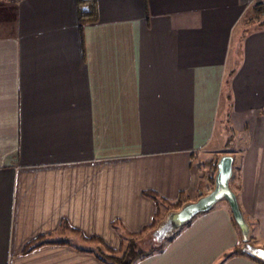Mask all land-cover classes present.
Segmentation results:
<instances>
[{"label":"crops","instance_id":"crops-1","mask_svg":"<svg viewBox=\"0 0 264 264\" xmlns=\"http://www.w3.org/2000/svg\"><path fill=\"white\" fill-rule=\"evenodd\" d=\"M95 2L97 21L80 30L76 0H0V264H104L84 237L118 248L112 222L121 232L147 227L156 204L145 191L170 202L207 192L213 180L201 181V163L192 170L205 155L207 167L233 156L231 188L264 246V27L240 29L264 0ZM235 66L238 164L228 143L208 148ZM227 207L197 215L137 264L219 262L242 246ZM40 235L50 243L24 253ZM221 264L257 263L236 255Z\"/></svg>","mask_w":264,"mask_h":264},{"label":"trees","instance_id":"trees-1","mask_svg":"<svg viewBox=\"0 0 264 264\" xmlns=\"http://www.w3.org/2000/svg\"><path fill=\"white\" fill-rule=\"evenodd\" d=\"M76 6H77V17H78V24L80 26V30L84 24L97 21L98 13H97V6H96L95 0H76ZM250 9H251L250 10L251 17H249L248 21H255L257 28H263L264 27V2L253 4ZM253 29H256V28H253ZM235 49H238V44L235 46ZM237 65H238V62L236 63V66ZM236 66L234 68L232 67L228 69L226 75L224 76V81L222 85L221 100L223 103L222 110H224L225 122L230 121V116L232 113L233 93L231 89V75L235 72ZM262 111L264 112V108L262 109ZM216 161L217 159H214L211 163L212 165L208 167L210 171L207 177L210 180H213ZM201 165L203 166L204 164H201ZM233 178L234 176H232L230 180V186L233 181ZM144 194L150 197L156 204V211L152 218V222L147 227L137 232H128L126 230L121 232L117 224L118 222H112L111 224L112 227L119 231V237H120L119 247L111 248L101 238L97 236H91L87 238L84 237L86 240L92 242L93 244L92 249H87L86 251H89L92 254H94V256L104 264H134L136 261L143 259L149 255H152L154 251H161L163 249L161 244L151 246L148 249H143L140 245L141 235L148 229L153 230L157 226V224L162 220V218L167 212H169L170 210L178 209L182 204L190 201V199L188 198L187 195L184 194V192H180L174 202H170L162 198L161 196H159L157 193L153 191H145ZM200 195L201 194H198V197ZM245 217L251 229L250 242L254 244L253 238L256 235L257 224L252 219L247 217L246 215ZM63 225H65L70 230L76 231V229L69 227L67 224L62 223V226ZM45 237L46 235H40L32 239L31 241H29L27 245L24 247L23 252L27 253L31 251L32 249L42 245L43 243H50L49 241H44ZM240 246L235 247L234 252H231L228 255H226L225 259L232 257L234 255H241V256L248 257L249 259L253 260L257 264H264V261L257 260L249 256L248 254L244 253L241 250Z\"/></svg>","mask_w":264,"mask_h":264},{"label":"water","instance_id":"water-1","mask_svg":"<svg viewBox=\"0 0 264 264\" xmlns=\"http://www.w3.org/2000/svg\"><path fill=\"white\" fill-rule=\"evenodd\" d=\"M232 175L233 156L223 154L216 161L212 188L195 200L185 202L178 209L167 212L153 230L154 240L160 243L173 236L195 216L209 211L218 202L224 200L241 236V250L257 260L264 261V247L250 242V225L239 205L236 193L230 186Z\"/></svg>","mask_w":264,"mask_h":264},{"label":"rangeland","instance_id":"rangeland-1","mask_svg":"<svg viewBox=\"0 0 264 264\" xmlns=\"http://www.w3.org/2000/svg\"><path fill=\"white\" fill-rule=\"evenodd\" d=\"M253 28H257L256 22L255 21L249 22L247 20L245 24H243V25L241 24V28L240 29H243L242 30V35H244L245 33H248V31H250ZM220 106H222V107H220V109L218 111L219 113H218L216 126H215V129H214L213 140L210 143L208 148L214 149L215 147L219 148L220 146L222 148L223 147V143H225V142L228 143L229 146H226L227 148H224V149H226V150H224V152L225 153L229 152V153H234V154L236 153V157H237L236 163L238 164V163H240L239 162V156H241L242 148L244 147L245 132L233 128L229 121L225 122L224 110H222V108H223V103L222 102H220ZM214 153H216L215 154V157H216L218 153H222V152H214ZM212 157H214V155H212ZM206 159H208V158L205 155L203 157L194 159V161L192 162V170H193V172H196L197 167H198V165L200 163L204 164L202 167H200V170H199L201 172V174H202L201 177H200L202 179L201 181H203V176L206 177L208 175L209 171H210V169L207 166H205ZM201 164L199 166H201ZM204 167H207V168L204 169ZM214 173H215V171H214ZM194 177L196 178L195 173H194ZM196 197H198V196H196ZM220 204H225V201L223 200V201H220V203L218 202L216 205H214V207L212 209L218 208L220 206ZM205 213H207V212L200 213L199 215H202V214H205ZM194 219H195V217L192 219V221ZM192 221L190 223H192ZM189 224L184 226V227H182L176 234H174L173 236L163 240L160 243H157L152 238L150 233L142 234L141 235L140 245H141V247L143 249H148L149 247L155 246L157 244H161L163 249L161 251H154L152 255H149V256H147V257H145L143 259H140V260L136 261L134 264H137L138 262L140 263L141 261H143L145 259H148V258L152 257L153 255H157V254L162 253L167 247L170 246V244H172L178 238V236L180 235L182 230H184L187 226H189ZM68 236H70V238L73 237L72 235H68ZM238 237L241 240V236H240L239 232H238ZM66 239H67V236H66ZM74 241L75 240H73V242ZM201 248L202 247L200 245H198V244H196V246L194 245V249H196L197 251L201 250ZM234 250H235V248H233L231 250H228V251H225L224 253H222L220 261L216 262L214 264H221L224 260L227 259V258L225 259L226 255H228L231 252H234ZM234 256H236V255H234ZM170 258L172 259L171 264H197L195 261H188L186 259L178 261L179 258H180V255H177L176 257L175 256H171ZM197 258L199 259V256Z\"/></svg>","mask_w":264,"mask_h":264}]
</instances>
